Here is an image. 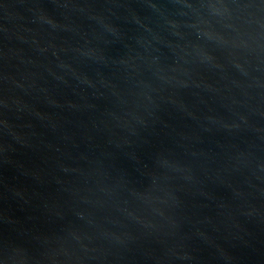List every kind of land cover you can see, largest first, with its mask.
Instances as JSON below:
<instances>
[{
  "label": "water",
  "instance_id": "1",
  "mask_svg": "<svg viewBox=\"0 0 264 264\" xmlns=\"http://www.w3.org/2000/svg\"><path fill=\"white\" fill-rule=\"evenodd\" d=\"M0 264H264V0H0Z\"/></svg>",
  "mask_w": 264,
  "mask_h": 264
}]
</instances>
